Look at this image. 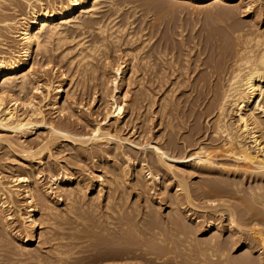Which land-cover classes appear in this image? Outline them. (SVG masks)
Segmentation results:
<instances>
[{
    "label": "bare ground",
    "instance_id": "6f19581e",
    "mask_svg": "<svg viewBox=\"0 0 264 264\" xmlns=\"http://www.w3.org/2000/svg\"><path fill=\"white\" fill-rule=\"evenodd\" d=\"M176 1H186L185 3L188 2L199 7L203 5H212L215 7V5H218L219 2H225L237 6L240 3L242 4L245 0ZM47 2H45L44 0H0V38H3V40L1 39L0 41V46L1 48L6 50L5 52L0 50L2 51L0 52V143H6L7 146L5 144L4 145L12 151L8 154L5 153L4 155L6 156L3 155L4 157H6V161H4L3 158L4 163L0 164H2L3 167H6L8 165L7 161H17L20 163V166H24V169L27 166L26 168H28V171L30 172H28L29 174L25 176L14 175L13 178L10 176L13 180L7 181L5 180L6 177L2 176V172L0 171V225L5 230H7L9 236L12 235L11 237L14 238L13 240L15 242H19L21 244V253L23 254L24 251L26 252L29 249V245H31V243L38 237H43L45 234H47L48 236L46 235V240L45 238H43L45 240L44 242L51 244V249L54 251L56 259L58 260V262H56L57 260L53 259L55 260V263L62 264V261H64L63 256L66 255V253L70 252L72 254L73 252H86L85 250L88 247H85L86 249H84V246L86 245L85 243L88 242V239L90 237L87 236H89L91 232L90 231L88 234L86 230L93 227L100 228L104 225V223L105 225L107 223V225L109 226L103 227V230L101 232H108V234L112 236V239L113 237H115L116 241L111 246L108 244L109 247L107 246V251L103 254L101 253V256H104L103 258L99 259L98 257H96L97 260L99 259L100 264H133L132 259L136 257L138 259L142 258L147 260L145 264H217L215 263L216 260H218L220 264H264V230L263 226H260L261 224L263 225L264 222V196L262 195L263 192L262 194L260 192L261 189L264 191V187L261 186V188L259 186L258 188L257 184V187H254L255 189H260L259 192L257 191V189V192L252 189L251 191L247 189L249 192L248 196L241 197V195H239V197L237 195L240 194V192L238 194L234 193V190L236 189H239L240 191V188H238V183L234 182V179L233 182L237 183V187H235L233 183L232 186L236 188L233 189V191H220L218 189V186H214L215 188L212 187L213 190L211 189L212 191L210 192L206 190L208 189L207 187L204 189V191L201 190L202 193L200 195L204 197V199L212 201L213 199L215 200V198H218L220 202H215L214 204L213 202L212 204L208 202L211 205H208V203H206L207 206H199L193 202V200L195 199L194 197L197 196L198 191L195 192V189L193 190V188H191L192 186L189 184L190 181L188 182L187 178L185 177L187 170H191L194 172H196V170L201 172L208 171L209 173V170L213 169L214 166V159H210L212 158L210 157V155H212L210 154L211 150L209 152L208 148L204 146L203 143H196L198 140H195L196 142L193 141L194 139H197L194 138V136L199 134V127L194 128V130L191 131V138H193V140L192 142H189L190 147L191 145L197 146H194L195 149H193L198 155L193 158V164L188 165L187 167L180 165L181 163L183 164L186 162L188 153L185 152L186 150L178 151L175 139L170 137L168 141L165 140L163 143H158L152 146L153 156L151 157L150 161L151 165L148 162H143V159H140L137 167H134V169L132 168L134 180H136V183L141 188H144L146 186L148 179L150 178L159 180L160 188L164 193L167 192V196H170L171 198L172 208L169 214L164 215L163 213L159 214L154 211V209L151 207V200L150 203L146 206V210H148L147 213L149 214L150 212V214H152L149 215L151 216V219L147 218V221L145 219V215L147 214L146 211H143L141 219L137 218L134 215H131L132 217L134 216V218L139 219L138 221L135 219L137 222L133 218H131V213L129 214L128 212L130 211L129 207L128 211L126 210L128 214L124 215L122 213V210H124V208L122 207L124 206H122V199L121 196L119 198L118 194L124 193V191L122 189L120 190V188L122 183L124 182L123 175H125L127 172L124 173L125 167L122 166L121 157L131 156L132 159L133 157L131 153L126 151H122V154H120L121 152L118 153L117 150L122 148L124 143H121L122 138L116 134L117 132L114 133L115 131L112 132L113 130L110 131L108 130L109 128L103 129L98 122L94 127H92V129L90 127V130H88V132L85 131L87 127L84 129V125H88L85 123L86 116L85 118H83L82 116L78 115V111L79 114L82 113L80 112L81 110H76L77 107L81 105V103L76 105L74 101L75 99H78V97L75 98V96L78 95L76 94V92H79V94L80 92H82V97H84L83 95H85L86 98L88 97V95L86 96V88L89 86L90 89L93 88L90 84L93 82L92 80H94V75H96L99 70V66H97L98 63H104V61L109 57V46H111V52H116L117 42H121L120 34L124 29H126L124 28L125 26H123L124 24H122L123 27L121 25H117L118 21H115L117 18L114 17L111 19V14L108 17L109 21H103V19L100 20V18H98L97 15H100L99 13L102 10L104 4L103 2L109 4V8L112 7V10H114L115 12L119 11L121 9V6L116 5L114 0H52V2L48 0ZM249 3H251V1ZM229 4L228 6H230ZM150 5H152V3ZM154 5L158 4L155 3ZM22 7H24L23 10ZM161 8L165 9V6ZM167 8L169 11L168 12L166 10L167 13H170V8L172 7ZM161 12L165 13V10L162 9ZM117 14L114 13L115 16ZM155 19L156 18H154V20ZM157 19H159V17H157ZM156 21L158 20H155V22ZM170 21L171 17L168 22ZM232 22L230 25H228L229 35L226 34L227 36H224L223 34L221 35L219 33V35H210L211 37L209 36L208 39H205L202 33L199 32V34L198 31H194L196 30L195 28L197 27V25L194 29H190L191 34L188 36L185 32L189 29L186 24H184V22H172L173 24L170 25L169 23L168 27L174 34H177L176 36L178 37V39L171 38L170 35V37H165L162 40L158 38L157 40L155 39V35L157 34H155L153 37L151 36L156 40H153L154 43L153 49L151 47V53H147V50L149 48L146 50V53H144V50L140 51L141 48L138 51V49L136 50L134 49V47L130 49L131 45L129 49L128 47H126L128 52L127 56L125 55V57L126 59L129 58L128 67H126L127 72L123 73L122 68L125 65L121 68V65L123 64H119L120 66H118L116 70L118 75L113 80V84L115 86L113 91L109 95L110 97L107 96V93L104 91L106 82L105 80H107V78H105V80L101 78L99 79L98 84H95L99 87V91L101 90L104 95V98L101 97V99L103 98L101 100V103H107L110 102L109 100H111L110 105L112 107V110L107 113L105 120L111 121L112 119H114L116 122H119L122 119V115L127 108L125 109L123 102H119L120 100L118 101L116 98L120 92H127L128 89H132V85H136L138 89L139 87H143L144 90L146 89V93L148 91V93L146 94L147 98L150 97L152 93L150 91L151 88L148 89L147 84L152 86L155 90L161 88L163 90V87L165 88V86H168L163 91V94H161V96L159 97V100L161 102L159 101L158 103L160 105L159 110L163 113L162 120H166L165 122H167L165 127L168 128V126H170V128L172 129V126L175 125L172 124V121L174 120H172L171 118V111L169 112V109L171 108L170 105H172L173 101L171 100H173V98L170 99L171 94H169V92L173 93L175 89L177 90V88L184 82L191 84V87L197 88L196 90L198 91L201 87L204 89L207 88V92H212V99L207 106V115L215 114V116H213V119H215L213 121L214 124L212 123L213 130L211 129V134L214 136V138L218 137L219 139H221L220 143H222V147L224 148L223 150L225 153L233 154L236 158H238V160L240 159L243 161H247L248 165L250 164L253 170H257V174L264 176V121L260 116V114H264V22L263 24H261V21H257L258 23H253L250 25H243L246 22H243V24H241L242 22H236L232 24ZM72 27L76 29L86 28V30H90V32H92L90 34H93V36H91L92 38H90V40L88 37V40L87 38L85 40V38H82L83 36L85 37V35H87L85 34L79 38V41L76 39L77 42H74L72 46L68 45L69 47H64L65 44H71V41L77 38L74 37V39L71 41L69 39L70 34H68V31ZM141 27L143 28L144 26L142 25ZM159 29H161L160 26ZM95 31L97 34H95ZM130 32L131 31H127L129 42L135 40V37L139 35L136 34V36H133V33L129 35L128 33ZM151 32H153V30L150 31V33ZM168 32L170 33V31ZM217 32L218 31H216L215 33ZM125 33L126 31L124 32V34ZM124 34L122 35L123 37L126 36ZM6 35L12 38V41L10 42H14L10 44L12 47L5 46L6 43H4V38ZM123 39H125V37ZM143 39L142 43L148 40L147 38H145L147 40ZM149 40L151 41L150 37ZM151 42H149L150 45H148V43L147 46H152ZM145 44L146 42L144 43V45ZM59 49L60 52L58 51ZM56 51L59 52V54H57V56H59L58 58L64 57V59H66V68L63 70L61 68L64 66V64L62 66L58 65L59 62L57 64H54L56 63V55L53 54H55ZM73 51L75 53L70 55L71 53H73ZM204 54H208V56L205 57ZM112 55L113 54H111V56ZM61 61H63V59H61ZM107 61L109 62L108 59ZM95 62L97 63V65ZM51 63L54 64L52 65L54 75L56 76L58 73L57 76L60 77V80L56 85H54L55 81L51 79H48V81L41 83V80L37 78V72L39 69L38 67L46 68V66ZM105 63L102 66L105 67ZM201 66H204V71H202L205 72V74L201 73L199 75L198 73V75L195 74L194 76V73L196 71H201L199 69ZM68 71H70V74H68ZM100 71L97 73V75H99ZM124 74L125 77L123 76ZM101 75L103 74H100L99 77ZM104 76L106 77V75ZM123 77L124 81H121L123 82V84L119 85L118 83L120 82L118 79H122ZM122 88L127 90L122 91ZM204 89L203 91L206 90ZM124 93L120 95H127V93ZM36 94H39V96L41 95V97H39L41 98L39 102L35 101ZM138 94L140 95V93ZM141 94V97L139 95L135 96V99L137 101L136 104L134 103L135 105L132 104L133 106L130 107V110H132V112L140 106L138 104L139 100H145L142 99L144 98L143 96L145 94H143L142 92ZM106 96L110 99L107 100L108 98ZM137 96L139 98H137ZM203 98L200 96V94L198 95V101H202ZM43 102L46 103L44 104ZM41 103L44 105H50L52 109L55 110L54 112H58L60 116L57 119L59 120H56L52 117L47 118L46 114L48 113H45V110L43 109L44 106ZM175 103L177 104V102ZM132 107L133 109H131ZM85 113L82 114L84 115ZM78 125H80L82 129H78ZM115 129L119 130L118 125ZM164 131L162 133V136H160L161 138L164 137ZM8 133L13 134L15 136L14 139L11 136H8L10 135ZM32 134L35 135V137L33 139H29V136ZM78 144L82 145V147H84L83 145H91L90 152L88 153L89 149L87 150V152H85L84 150L86 149L79 148L80 146L78 147ZM117 144H119V147L117 146ZM1 145L2 144H0V146ZM103 145L106 147H103ZM5 146L4 149L6 148ZM1 148H3V146ZM218 148L219 146H217V149ZM67 150L73 151L72 153L68 152L69 154H67L71 157V160L74 159V165L77 164L76 161L78 160L80 162L78 164H80L81 166V162L87 164V161H90V159L91 161H93L95 158L99 157L97 164L103 165V168L105 169L103 174L105 175L98 176H103V178H100V180L103 183L106 182L105 187L111 193V195H109L108 193V196L104 198V205H100V202L97 205L98 200L100 201V199L95 195H90V197L88 196L89 194L87 193L91 189L93 184H90V182L81 177L84 174L81 170L75 172L77 173V176L73 177L74 173L71 175L67 172H64L63 178H60L58 177V175H60L61 171L65 170L66 168L64 164H62L60 168L58 167V170L57 168H55V170L53 169L54 163H51L50 161H48L49 163H51L50 165L48 164V167L46 166L47 163L45 165V162L47 161L46 159L49 160L50 158H54L53 160H55L56 155L58 156L62 153H65ZM105 154H108L110 156L116 155L115 157L117 159H115L116 163H114L115 165L113 164L114 166H112L108 162H105V160H102ZM62 157L60 156V158ZM107 158L109 157L107 156ZM206 158H208L209 161L203 162L202 160ZM65 159L68 158L66 157ZM56 160L59 161L58 159ZM236 163L237 161L235 162V164ZM39 164H43V166L45 165V169L41 168L42 170H39L38 172L36 170H33L34 168L37 169ZM56 165L57 163L55 164V167L59 166ZM82 167L83 166H81L80 168ZM152 167L156 168L155 170L157 172H153ZM237 167L240 168V166L238 165ZM233 168H235L234 165ZM238 168L236 170H238ZM227 170L228 169H226V171ZM46 171H48L47 175L50 176L55 184V187L52 188L51 191L43 189L44 187L41 178L43 177L42 173ZM228 171H230V169ZM161 173H163L164 175L168 174L170 176V179H175L177 184L174 185L171 189H168L170 185L168 186L167 183L171 181L165 179V177L163 179L162 176H160ZM56 175L58 178H56ZM206 181L208 180H205L204 182ZM225 183L226 182H224V184ZM23 184L24 189L22 192L21 187L23 186ZM69 185L71 187H69ZM203 185L208 186L207 183H203ZM200 187L203 186L201 185ZM224 188L225 187H223L222 189ZM171 191H173V193H171ZM54 192L55 194L57 193V201L64 203L65 206H63V209H60L57 203L54 202L52 198V193ZM22 193H24L29 200V210H27V216H24L25 214H23V210H21L20 208H18L17 210L18 216L20 217V219H23L22 221L25 222L27 233L25 232L26 235L23 236L19 229L14 230L12 228L10 220L8 218V214H6L7 206L14 203V201H16L15 197H20ZM113 194L117 196L114 197ZM226 195H230L229 200H234L229 201L225 199L224 202H221V200H224L222 198H225ZM86 197H88V199H85ZM188 205L197 209H209L210 212L214 215L219 213V216L220 213L226 211L227 214L224 213V217L228 222V225L226 224L227 227L222 226L223 224L220 225L216 223L215 225L214 223H212L216 218L213 219L214 221H210L211 223L202 226L200 224L201 222H199L200 220L197 221L200 215L196 216L194 220L193 218H190L192 217L189 216L191 208H187ZM101 206L102 208L98 210ZM223 207L225 208V210H223ZM40 210L43 211V218H41V220L40 217H38ZM115 214H120L118 215V217H120H116L117 215L115 216ZM188 217L189 219H187ZM207 218L209 220L210 217ZM211 218H213V216ZM111 219L117 220V222H113L111 221ZM93 220H96L95 223H91V221ZM191 220H193V226L188 225L191 223ZM42 223L46 224V228L39 232V228H41L40 225ZM113 223L114 225L111 226ZM92 224H94L93 227H90ZM83 228L85 230V234H87L85 235L86 237L84 235L76 236L74 231H72L71 233L69 232L70 235L66 236L67 233L64 232V230L68 229L70 231L75 230L78 234L81 230L83 232ZM2 230L0 228V234L3 232ZM214 230H218L219 232H221L220 235L222 237H224L226 234H229V237H225V240H223L221 236H218V238L216 236V232L218 231H216L215 234L213 233L212 235H210L212 232H214ZM92 231H94V233L96 232V230L94 229ZM101 232L99 234H101ZM94 235L91 234L90 236ZM198 236H201L202 239L199 240L200 237ZM197 237L198 239H196ZM68 241L70 242L68 243ZM93 245L92 250H94ZM65 246H68L69 250L73 252L63 251V249L67 248ZM237 247L246 248L247 253H245L238 259H230L229 251L232 252V249L234 250L235 248V250H237ZM149 248L151 250H149ZM95 249L97 250L98 248L95 247ZM17 253L22 256L21 253ZM17 253L16 251H14L15 255H13L18 256L16 255ZM8 254H6L5 256H8ZM13 255H11L12 259L14 257ZM0 256L4 257L1 254ZM11 256H8V258ZM130 260L132 263L128 262ZM148 261H150V263ZM38 263L40 262L38 261Z\"/></svg>",
    "mask_w": 264,
    "mask_h": 264
},
{
    "label": "rangeland",
    "instance_id": "374dc122",
    "mask_svg": "<svg viewBox=\"0 0 264 264\" xmlns=\"http://www.w3.org/2000/svg\"><path fill=\"white\" fill-rule=\"evenodd\" d=\"M45 2H47L48 0H44ZM49 1H51L52 2V0H49ZM53 1H57V0H53ZM115 1V4L116 5H120L121 6V9L119 10L120 11V14H119V11H117V12H115L114 10H112V7L111 8H109L110 7V5L109 4H107V3H105V2H103L104 4H103V7H102V10H101V12L99 13L100 15H97L98 16V18H100V20L101 19H103V21L105 20V21H109V19H108V17H109V15L111 14V19L112 18H114V17H116L117 19L115 20L116 22H117V25H121L122 26V24H124L123 26H125L124 28H126V29H124L122 32H121V37H120V39H121V42L120 41H118L117 42V48H116V52L114 53V52H111V50L112 49H110L111 48V46H109L110 48H109V50H108V54H109V57L107 58L108 60H109V62L107 61V59L104 61V63H105V67L104 66H102L104 63L102 62V64L101 63H98V65H97V63H96V65L97 66H99V70H98V72L100 71V73H99V75L100 74H103V75H101V76H103V77H99V75H97V73H96V75H94V80H92L89 84L91 85V87H93L92 89H90V86L89 87H87L86 88V92H87V94H86V96L88 95V99L85 97V95H83L84 97H82V92H80V94H79V92L77 93L76 92V94H78V95H74L75 96V98L76 97H78V99H75V98H73V99H75L74 101H75V104L77 105V104H79V103H81V105H79L78 107H80V108H78L77 107V111H78V109L79 110H81L80 112H82V113H85L84 115L82 114V113H80L79 114V111L77 112L78 113V115L79 116H82L83 118H85V116H86V120H85V123L86 124H88L89 125V127H88V125H84V129H85V131H87L88 132V130H90L89 128L91 127V129H92V127H94L96 124H97V122L101 125V127L103 128V129H108V130H110V131H112V132H114V133H116L118 136H120L121 138H122V141H121V143H124V145H123V147L122 148H120V149H118L117 151H118V153H120V154H122L123 152L122 151H126V152H129V153H131V155H132V157H133V159L131 158V156L129 157V156H127V157H125V156H123V157H121L122 159H121V161H122V166L123 167H125L124 168V173H126L125 175H123V180H124V182L122 183V185H121V188H120V190L122 189L123 191H124V193L122 194H118V196H119V198H120V196H121V204H122V206H124V207H122V208H124V210H122L121 212L125 215V214H128V212H129V214H130V216L131 215H134V216H136L137 218H139V219H141V215H142V213H143V211H146V213L148 212V210H146V206L150 203V200L152 201V208L154 209V211H156L157 213H163L164 215H168L169 214V212H170V210H171V208H172V205H171V198H170V196H167V192L166 193H164L163 191H162V189L160 188V185H159V180L158 179H155V178H150V179H148V182H147V184H146V186L144 187V188H141L140 186H138V184L136 183V180H134V175H133V169H134V167H137V165L139 164V160L140 159H143L144 161L143 162H148L150 165H151V163H150V161H151V157L153 156V148H152V146H154V145H156V144H158V143H163L165 140H167L168 141V139L170 138V137H172L173 139H175V142H176V144H177V150L178 151H182V150H186L185 152H187L188 153V157H187V160H186V162L185 163H181L180 165H182V166H185V167H187L188 165H191V164H193V158L195 157V156H198L197 155V153H195V150H193V149H195V147H197L196 145H191V147L189 146V142H192V140H193V138H191V134H192V130H194V128H198L199 127V134H197L196 136H194V138H197V139H194L193 141H195L196 143H203V145L204 146H206L207 148H208V150H209V152H210V150H211V153L210 154H212V155H210V157H212V158H210V157H208V158H210L211 160H213V169H211V170H209V173H208V171H203V172H201V171H198V170H196V172H194V171H191V170H187V172H186V174H185V177L187 178V180H188V182H189V184L192 186L191 188H193V190L195 191V192H197V196L196 197H194L195 199L193 200V202L194 203H196L197 205H206V203H208V202H210L211 204H212V202H213V204L215 203V202H220L219 200H218V198H215V200L213 199H211L212 201H209V200H207V199H204V197H202L200 194L202 193V191H204V189L207 187L208 189H206L207 191H212L213 190V188L212 187H217L218 186V189L220 190V191H227V190H232L233 191V189H236L235 187H237L236 185H237V183H238V188H240V191H239V189H236L237 190V192H236V190H234L235 192V194L237 193H239L240 192V194H238L237 196H239V195H241V197L243 196V197H245V196H248V190L249 191H251V189L252 190H255V192H259L260 191V189H258L259 188V186L261 187H264V176H262V175H260V174H257L258 172H257V170L256 169H252V166L249 164L248 165V162L247 161H243V160H238V158H236L233 154H227V153H225L224 152V148L222 147V143H220L221 142V139H219L218 137H215L214 138V136L211 134L212 132V130H213V125H212V123L214 124V119H213V116H215V114L213 115V114H211V115H207V106H208V104H209V102L211 101V99H212V92L210 93V91L209 92H207V88H200V90L198 91V90H196L197 88H193V87H191V84H188V83H182L178 88H177V90L175 89V91L173 92V93H170L169 92V94H171L170 95V99H172L173 98V100H171V101H173L172 102V105H170V109H169V112L171 111V118H172V120H174V121H172V124L173 125H175V126H172L173 128L171 129L170 128V126H168V128L167 127H165L166 126V123L167 122H165L164 120H162V118H163V113L159 110V108H160V105H159V97L161 96V94H163V91L168 87V86H165V88L163 87V90H162V88L161 89H153V87L152 86H150L149 84H147V87H148V89H150V91L152 92L151 93V98L150 97H148L147 98V96H146V94L148 93V91H147V93H146V89L144 90L143 89V87H139V89L136 87V85H132L131 87H132V89L130 88V89H128V91L129 90H131V91H127V92H125L124 90H127V89H124V88H122L121 90L122 91H124L125 93H127V95L124 93V92H120L118 95H117V100L119 101V102H123V105L125 106L124 108L126 109L125 111H124V113H123V115H122V119L119 121V122H116L114 119H112L111 121H107V120H105V118H106V116H107V113L110 111V110H112V107H111V100H109L110 98V94H111V92L113 91V89H114V82H113V80L115 79V77H117V67L118 66H120L119 64H123V65H121V68L123 69V73H126L127 72V68L126 67H128V60H129V58H127L126 59V57H125V55L127 56V48L126 47H128V49H129V47H130V45H131V48L130 49H132L133 47H134V49H138V51L140 50V48H141V50L140 51H143L144 50V53H146V50H147V53H151V51H152V49H153V40L154 41H156L155 39H157L158 40V38L160 39V40H162V39H164L165 37H170V35H171V38H175V39H178V37L176 36L177 34H174L173 32H172V30L171 29H169V23H170V25H172L174 22H180V21H182V22H184V24H186V26L188 27V29L189 30H186V34L189 36L191 33V30H192V28L194 29L195 27H196V25H197V27L195 28L196 30H194V31H198V33L200 32V33H202L203 35H204V37H205V39H208L209 38V36L210 35H219V33L222 35H224V36H227V35H229V33H228V25H230L231 24V22H232V24L233 23H241V24H243V22L245 23V24H243V25H250V24H253V23H258V22H260L261 24H263V22H264V12H263V10H264V0H245L242 4L240 3L239 5H234V4H229V3H225V2H222V3H220L219 2V4L217 5H215V7L214 6H212V5H203V6H196V5H194V4H191V3H185L186 1H180V2H178V1H176V0H135V2H134V0H132V2H131V0H114ZM120 1V2H119ZM125 1V2H124ZM127 1V2H126ZM148 1V2H147ZM157 1V2H156ZM176 1V2H175ZM251 1V3H249V2ZM122 2H124V3H122ZM153 2H155L156 4H158V5H154L155 3H153ZM165 2H167V3H165ZM253 2V3H252ZM48 3V2H47ZM152 3V5H150ZM163 3H164V5H163ZM248 3V4H247ZM122 4V5H121ZM127 4V5H126ZM147 4V5H146ZM227 4V5H226ZM228 4L230 5V6H228ZM250 4V5H249ZM253 4V5H252ZM107 5V6H106ZM109 5V6H108ZM134 6H136V7H134ZM151 6V7H150ZM156 6H158V7H156ZM160 6V7H159ZM165 6V9L164 8H161V7H164ZM210 6V7H209ZM212 6V7H211ZM217 6V7H216ZM221 6V7H220ZM228 6V7H227ZM232 6V7H231ZM234 6V7H233ZM248 6V7H247ZM144 7V8H143ZM167 7H172V8H170L171 10V12L170 13H167V11H168V8ZM181 7V8H180ZM105 8V9H104ZM123 8V9H122ZM167 8V9H166ZM175 8V9H174ZM178 8V9H177ZM24 9V7H22V10ZM108 9V10H107ZM151 9V10H150ZM153 9V10H152ZM155 9H157V10H155ZM162 9L163 10H165V13H162L161 11H162ZM123 10V11H122ZM125 10V11H124ZM128 10V11H127ZM130 10V11H129ZM150 10V11H149ZM167 10V11H166ZM178 10V11H177ZM261 10V11H260ZM103 11V12H102ZM154 13H153V12ZM183 11V12H182ZM151 12V13H150ZM159 12V13H158ZM169 12V11H168ZM232 12V13H231ZM261 12V13H260ZM263 12V13H262ZM114 13L115 14H117L116 16L114 15ZM219 13V14H218ZM223 13H224V15H223ZM103 14V15H102ZM141 14H143V15H141ZM165 14V15H164ZM168 14V15H167ZM234 15V16H232V15ZM102 15V16H101ZM156 15V16H155ZM161 15V16H160ZM174 15V16H173ZM125 16V17H124ZM147 16V17H146ZM165 16H167V17H165ZM169 16V17H168ZM226 16V17H225ZM229 16V17H228ZM105 17V18H104ZM122 17V18H121ZM124 17V18H123ZM127 17V18H126ZM129 17V18H128ZM157 17H159V19H157ZM162 17V18H161ZM170 17H171V21L170 22H168L169 20H170ZM150 18V19H149ZM154 18H156L155 20H158L160 23H163V24H160L158 21H156L155 22V20H154ZM161 18V19H160ZM164 18V19H163ZM213 18V19H212ZM230 20H229V19ZM232 18V19H231ZM180 19V20H179ZM223 19H225V20H223ZM161 20V21H160ZM221 20V21H220ZM235 20V21H234ZM251 20H252V22H251ZM153 21V22H152ZM186 21V22H185ZM256 21V22H255ZM258 21V22H257ZM120 22V23H119ZM152 22V23H151ZM173 22V23H172ZM218 22V23H217ZM220 22V23H219ZM222 22V23H221ZM158 23V24H157ZM224 23H226V24H224ZM248 23V24H247ZM154 24V25H153ZM160 24V25H159ZM210 24V25H209ZM131 25V26H130ZM144 26L143 28L141 27V26ZM150 25V26H149ZM162 25H163V27H162ZM122 26V27H123ZM152 26V27H151ZM155 28H154V27ZM158 26V27H157ZM159 26H160V28L161 29H159ZM190 26V27H189ZM227 26V27H226ZM149 27V28H148ZM146 28V29H145ZM152 28H154V29H152ZM204 28V29H203ZM212 28V29H211ZM76 28H74V27H72V28H70L69 29V31H68V34H70L69 35V39H70V41L71 40H73L74 39V37H77V38H75L73 41H71L72 43L70 44V43H67V44H65L64 45V47L66 46H72L73 44H74V42L76 43L77 42V40L79 41V38L80 37H82L83 35H85V34H87V35H85V37L83 36L82 38H85V40H86V38L88 37L89 38V40H90V38H92L91 36H93V34L91 35L90 33H92V32H90V30L88 31V30H86V28L85 29H76ZM129 29V30H128ZM150 29V30H149ZM153 30V32H151V33H153V34H151L150 33V31H152ZM158 31H157V30ZM191 29V30H190ZM214 29V30H213ZM71 30V31H70ZM80 30H83V31H80ZM139 30V31H138ZM141 30H142V32H141ZM161 30V31H160ZM202 30H204V31H202ZM208 30V31H207ZM85 31V32H84ZM126 31V33L124 34V32ZM127 31L129 32V31H131L130 33H128L129 35L130 34H132L133 33V36L135 35L136 36V34H139L140 35V37H139V35H137L136 37H135V40H133V41H128V36H127ZM145 31V32H144ZM168 31H170V33L168 32ZM213 31H218L217 33H215V32H213ZM70 32V33H69ZM84 32V33H83ZM88 32V33H87ZM157 32H159V33H157ZM163 32V33H162ZM168 32V33H167ZM172 32V33H171ZM206 32H208V33H206ZM214 34H213V33ZM141 33H142V35H141ZM199 33V34H200ZM205 33V34H204ZM209 33H211V34H209ZM72 34V35H71ZM95 34H97L96 33V31H95ZM126 35V36H124L125 37V39H123L124 37L122 36V35ZM155 34H157V35H155ZM168 34H169V36H168ZM208 34V35H207ZM227 34V35H226ZM155 35V39H153L152 37ZM220 35V36H221ZM72 36V37H71ZM152 36V37H151ZM173 36V37H172ZM175 36V37H174ZM208 36V37H207ZM71 37V38H70ZM127 37V38H126ZM142 37V38H141ZM149 37L151 38V41L149 40ZM157 37V38H156ZM162 37V38H161ZM207 37V38H206ZM211 37V36H210ZM10 38V39H9ZM88 38H87V40H88ZM144 38V39H143ZM145 38H147V39H145ZM1 39L3 40V38H0V41H1ZM5 42L4 43H6V45L5 46H7V47H12L10 44H12V43H14V42H10V41H12V38L10 37V36H5ZM77 39V40H76ZM140 39V40H139ZM142 39L143 40H147V41H145L146 42V44L144 45V43L145 42H143L142 43ZM81 40V39H80ZM125 41V42H124ZM124 42V43H123ZM129 42V43H128ZM149 42H151L152 44V46H147V44L149 43ZM133 43V44H132ZM136 43H137V45H136ZM8 44V45H7ZM119 44V45H118ZM140 44V45H139ZM142 44V45H141ZM10 45V46H9ZM133 45V46H132ZM136 47H135V46ZM148 45H150V43L148 44ZM68 46V47H69ZM139 46V47H138ZM141 46V47H140ZM144 46H145V48H144ZM120 47V48H119ZM151 47H152V49H151ZM142 48H144V49H142ZM118 49V50H117ZM120 49V50H119ZM124 49V50H123ZM126 49V50H125ZM0 50H2L3 52H5L6 50L5 49H3V48H1V46H0ZM122 50V51H121ZM2 51H0V52H2ZM59 52H60V49L58 50ZM118 51V52H117ZM148 51H150V52H148ZM59 52H57L56 51V53L55 54H53V55H56L55 57V62L56 63H54V64H57L58 62V65L59 66H62L63 64H64V68L62 67L61 69L63 70V69H65L66 67H65V64H66V59H64V57L62 58V57H60V58H58L59 56H57V54H59ZM136 52V51H135ZM209 52V51H208ZM75 52L73 51V53H71L70 55H72V54H74ZM111 54H113L112 56H111ZM205 55V54H204ZM204 55H203V58H204ZM208 56V54H206L205 55V57H207ZM129 57V56H128ZM58 58V59H57ZM67 58V57H66ZM61 59H63V61H61ZM124 61H126V62H124ZM53 63H51V64H49V65H47L46 66V68L44 67V68H40V67H38L39 69H38V72H37V74H38V76H37V78L38 79H40L41 80V83H44V82H46V81H48V79H51V80H53V81H55L54 82V85H56L58 82H59V80H60V77L59 76H57L58 75V73H57V75L55 76L54 75V71L52 70V65H54ZM102 67V69H101V67ZM126 68V69H125ZM204 66L202 67H200L199 69L201 70V71H199V72H195L194 73V76H195V74H197L198 75V73H199V75L201 74V73H204L205 74V72H203L204 71ZM125 69V70H124ZM52 70V71H51ZM203 70V71H202ZM103 71V72H102ZM52 72V73H51ZM68 74H70V71H68ZM203 74V75H204ZM55 77H54V76ZM104 75H106V77L104 76ZM196 75V76H197ZM96 76V77H95ZM98 76V77H97ZM124 77H125V74L123 75ZM149 76H151V75H149ZM148 76V77H149ZM124 77L122 78V79H118L119 80V82L120 83H118L119 85H122L123 84V82H121L123 79H124ZM104 79L105 80V78H107V80H105L106 82H105V92L107 93V96H109V97H107L108 99L107 100H109L110 102H107V103H101L102 101V99L104 98V95H103V93L101 92V90L99 91V87L97 86V85H95V84H98V81H99V79ZM150 78V77H149ZM67 80V79H66ZM97 80V81H96ZM108 81V82H107ZM112 81V82H111ZM124 81V80H123ZM195 83V82H194ZM31 86H33V85H31ZM69 86V85H68ZM88 86V85H87ZM96 86V87H95ZM70 87V86H69ZM95 87V88H94ZM134 87V88H133ZM67 88V87H66ZM90 90H89V89ZM94 89H95V91H94ZM97 89V90H96ZM112 89V90H111ZM152 89H153V91H152ZM194 89V90H193ZM203 89L206 91H203ZM88 91H90V92H88ZM92 91V92H91ZM107 91H109V92H107ZM162 91V92H161ZM202 91V92H201ZM99 92V93H98ZM132 92V93H131ZM141 92L143 93V94H145L143 97L144 98H142V99H145L143 102L141 101V100H139V105H137V106H139L135 111H133L132 112V110H130V107L131 106H133L132 104H136V99H135V96L136 95H139L138 93H140V97L142 96V94H141ZM145 92V93H144ZM102 93V94H101ZM125 94L124 96L123 95H120V94ZM205 93V94H204ZM210 93V94H209ZM92 94V95H91ZM129 94V95H128ZM154 94V95H153ZM174 94V95H173ZM200 94V96L203 98V100L201 101V100H199L198 101V95ZM80 95V96H79ZM89 95H91V96H89ZM103 95V96H102ZM206 95V96H205ZM38 96V97H37ZM73 96V97H74ZM121 96V97H120ZM132 96V97H131ZM39 97H41V95L39 96V94L37 95L36 94V98H35V101L36 102H39L40 100H41V98H39ZM80 97V98H79ZM94 97H96V98H94ZM101 97H103L102 99H101ZM146 97V98H145ZM205 97H207V98H205ZM82 98H83V100H82ZM131 98V99H130ZM137 98H139L138 96H137ZM80 99V100H79ZM92 99V100H91ZM197 99V100H196ZM206 99V100H205ZM95 100V101H94ZM135 100V101H134ZM148 100V101H147ZM91 101H93V102H91ZM100 101V102H99ZM130 101V102H129ZM133 101V102H132ZM150 101H152V102H150ZM78 102V103H77ZM90 102V103H89ZM125 102V103H124ZM157 102V103H156ZM161 102V101H160ZM175 102H177V104L175 103ZM44 103V102H43ZM46 103V102H45ZM44 103V104H45ZM42 104V103H41ZM44 104H42L44 107H43V109L45 110V113H48V114H46L47 115V118L49 117H52V118H55L56 120H59V119H57L60 115H59V113L58 112H54L55 110L54 109H52V107L50 106V105H44ZM100 104H101V106H100ZM106 104V105H105ZM134 104V105H135ZM198 106V107H197ZM141 107V108H140ZM140 108V109H139ZM131 109H133V107L131 108ZM24 110V109H23ZM129 110H130V112H129ZM160 111V112H159ZM206 111V112H205ZM260 112V111H259ZM130 113V114H129ZM206 113V114H205ZM89 114V115H88ZM175 115V116H174ZM181 115L182 117H183V119H182V117L179 116ZM204 115V116H203ZM126 116H128V117H126ZM131 116V117H130ZM173 116V117H172ZM185 116V117H184ZM260 116L263 118V121H264V114L262 113V115L260 114ZM89 117V118H88ZM124 117H126V118H124ZM88 119V120H87ZM87 121V122H86ZM89 122V123H88ZM160 122V123H159ZM163 122V123H162ZM165 122V123H164ZM174 122V123H173ZM95 123V124H94ZM117 125H118V128H119V130H116L115 128L117 127ZM196 125V126H195ZM211 125V126H210ZM82 126V125H81ZM192 126H194V127H192ZM83 127V126H82ZM212 127V128H211ZM78 129L79 128H81L80 127V125H78V127H77ZM208 128V129H207ZM82 129V128H81ZM83 129V130H84ZM168 129V130H167ZM173 130V131H171V130ZM212 129V130H211ZM165 130V131H164ZM200 130H202V131H200ZM163 131L165 132L163 135H164V137L163 138H161L160 136H162V133H163ZM201 132V133H200ZM210 133V134H209ZM8 134H10V135H8V136H11L13 139H14V135L13 134H11V133H8ZM46 134V133H45ZM44 134V135H45ZM206 135V136H205ZM212 135V136H211ZM35 137V135H30L29 136V139H33ZM190 138V139H189ZM218 138V139H217ZM184 139V140H183ZM213 139V140H212ZM191 140V141H190ZM185 142V143H184ZM188 142V143H187ZM0 144H2L1 146H0V157H1V161H0V163H4V161H6V157H4V156H6V155H4L5 153L6 154H8V153H10V152H12L8 147H6L7 145H6V143H0ZM6 146H5V145ZM112 145H114V144H112ZM111 145V146H112ZM119 144H117V146H118ZM3 146V148H1ZM4 146L6 147L5 149H4ZM79 148H81V149H86V150H84L85 152H87V150L89 149V151H88V153L90 152V150H91V145H83L84 147H82V145H77ZM88 148H87V147ZM186 146H187V148H186ZM189 146V147H188ZM195 146V147H194ZM217 146H219V148L217 149ZM103 147H106V146H104L103 145ZM119 147V146H118ZM179 147V148H178ZM182 148V149H181ZM185 148V149H184ZM210 148V149H209ZM215 148V149H214ZM220 148H222V149H220ZM7 149H9V150H7ZM7 150V151H6ZM213 150V151H212ZM222 150H223V152H222ZM9 151V152H8ZM71 150H67L65 153H62V154H60V155H56L55 156V160H53V159H46L47 161L45 162V165H46V163H47V167H48V164L50 165L51 163H54V167H53V169L55 170V168H57V170L62 166V164H64L65 166H66V168H65V170H63V171H61V174L60 175H58V177H60V178H63V173L64 172H67V173H69V174H73L74 173V175H73V177L74 176H77L76 174L77 173H75L76 171H78V170H81L84 174H83V176H81V177H83L86 181H88V182H90V184H93L92 185V187H91V189L88 191V193L87 194H89L88 196L90 197V195H95L96 197H98L99 199H100V201L98 200V203H97V205L99 204V202H100V205H104V198L106 197V196H108V193H109V195H111V193L107 190V188L105 187L106 186V182H102L101 180H100V178H103V176L105 175V174H103L104 173V171H105V169L103 168V165H98L97 164V162H98V158H95L93 161H91V159H90V161H87V164H85L84 162H81V166H83L82 168H80L81 166H80V164H78V163H80L79 162V160L78 161H76V163L77 164H75L74 165V163H75V161H73L74 159H70L71 157L68 155L69 153H72L73 151H71ZM221 151V152H220ZM69 152V153H68ZM220 152V153H219ZM68 153V154H67ZM16 154V153H15ZM65 154V155H64ZM216 156H215V155ZM4 155V156H3ZM109 157V158H107V156ZM227 155V156H226ZM60 156L62 157V158H60ZM116 156V155H115ZM114 155H112V156H110V155H108V154H105V156L103 157V159L102 160H105V162H108L109 164H111L112 166H114L115 164L114 163H116V161H115V159H117L116 157H115ZM233 156H234V158H233ZM68 158V159H65V158ZM118 157V156H117ZM214 157V158H213ZM3 158H4V161H3ZM208 158H206V159H204V160H202L203 162H206V161H209V159ZM233 158V159H232ZM56 159H58L59 161H57ZM71 160V162H70V160ZM135 159V160H134ZM53 160V161H52ZM67 160V161H66ZM69 160V161H68ZM127 160V161H126ZM45 161V160H44ZM43 161V162H44ZM48 161H50L51 163H49ZM55 161H56V163H57V165H59V166H57V167H55ZM62 161V162H61ZM65 161V162H64ZM216 161H217V163H216ZM237 161V165L238 166H240V168H238L237 167V165L235 164V162ZM8 162V165L6 166V167H3V165L2 164H0V171L2 172V176H5L6 178L7 177H9V178H5V180H7V181H11V180H13L12 178H13V176L15 175H22V176H25V175H27V174H29L30 172L28 171V168H26L25 167V169H24V166L22 167V165L20 166L19 164V162H17V161H7ZM59 162V163H58ZM74 162V163H73ZM142 162V163H143ZM244 162V163H243ZM66 163V164H65ZM83 163V164H82ZM93 163V164H92ZM97 165H96V164ZM246 163V164H245ZM61 164V165H60ZM68 164V165H67ZM70 164H71V166H70ZM85 164V165H84ZM114 164V165H113ZM45 165L43 166V164H39L38 165V167H37V169L38 168H40V169H33V170H36L37 172L39 171V170H42V169H45ZM63 165V166H64ZM79 165V166H78ZM233 165H234V167L235 168H233ZM2 166V167H1ZM95 166V167H94ZM98 166V167H97ZM248 166V167H247ZM46 167V168H47ZM59 167V168H58ZM130 167V168H129ZM215 167V168H214ZM238 168V170H236L237 168ZM42 168V169H41ZM133 168V169H132ZM153 168V172H155L156 170V168H154V167H152ZM222 168H223V170H222ZM232 168V169H231ZM83 169V170H82ZM226 169H230V171H226ZM234 169V170H233ZM220 171V173H219V171ZM232 170V171H231ZM27 171V172H26ZM222 171V172H221ZM223 171H224V173H223ZM237 171V172H236ZM0 172V173H1ZM29 172V173H28ZM157 172V171H156ZM216 172V173H215ZM241 172V173H240ZM257 172V173H256ZM245 173V174H244ZM4 174H6V175H4ZM43 174V177L41 178V180H42V184H43V189H46L47 191H51L52 190V188H54L55 187V184H54V181L50 178V176H48L47 174H48V171H46V172H44V173H42ZM41 174V175H42ZM8 175V176H7ZM98 175H103L102 177H100V176H98ZM263 175H264V173H263ZM12 178H11V177ZM125 176V177H124ZM160 176H162V178L164 179V177H165V179H168V180H170L171 182H169V183H167L168 184V189H171L174 185H176L177 184V182L175 181V179H173L172 180V178L170 179V176L167 174H163V173H161L160 174ZM168 176V177H167ZM257 176V177H256ZM57 177V175H56V178H58ZM167 177V178H166ZM258 177H260V178H258ZM194 179V180H193ZM235 179V180H234ZM237 179V180H236ZM205 180H208V181H206V182H204ZM227 180V181H226ZM229 180H230V182H229ZM233 180H234V182H237V183H234L233 182ZM260 180V181H259ZM175 181V182H174ZM213 181V182H212ZM226 182L225 184H224V182ZM261 181H263V182H261ZM93 182V183H92ZM196 182V183H195ZM209 182H210V185H209ZM229 184H231V185H229ZM171 183V184H170ZM203 183H207V185L208 186H205V185H203ZM220 183H223V184H220ZM234 183V186H232V184ZM263 183V184H262ZM99 184V185H98ZM101 184H102V186H101ZM199 184V185H198ZM216 184V185H215ZM220 184V185H219ZM258 184V188H256L257 189V191H256V189H255V187H257L256 185ZM261 184V185H260ZM196 185H198V186H196ZM203 186V187H200V186ZM213 185V186H212ZM221 185H222V187H221ZM225 185V186H224ZM227 185H229V186H227ZM219 186H220V188H219ZM255 186V187H254ZM69 187H71L70 185H69ZM214 187V188H215ZM223 187H225L224 189H222ZM232 187H234V188H232ZM249 187H251V188H249ZM261 187V188H262ZM50 188V189H49ZM210 188V189H209ZM227 188V189H226ZM229 188V189H228ZM21 189H22V192H23V189H24V184H23V186L21 187ZM197 189V190H196ZM212 189V190H211ZM248 189V190H247ZM202 190V191H201ZM242 191V192H241ZM246 194H245V193ZM261 194H262V192H263V196H264V191L261 189ZM171 193H173V191H171ZM57 194V193H56ZM56 194H55V192L54 193H52V198H53V200H54V202L55 203H57V205H58V207H60V209L62 208L63 209V206H65L64 205V203L63 202H59V201H57V199L58 198H56ZM114 195V197L115 196H117V195H115V194H113ZM112 195V196H113ZM230 196V195H229ZM229 196L228 195H226V197L225 198H222V199H224V200H221V198H220V200H221V202L223 201H225V199L226 200H229ZM240 197V196H239ZM17 198V199H16ZM264 198V197H263ZM56 199V200H55ZM85 199H88V197H86ZM15 200L16 201H14V203H12V204H9L8 206H7V208H6V214H8V218H9V220H10V223H11V226H12V228L14 229V230H18L19 229V231H21V234H22V236L23 235H26V227H25V222L24 221H22L23 219L21 218L20 219V217L18 216V208H20L21 210H23L22 212H23V214H25L24 216H27V210H29V200H28V198L26 197V195L24 194V193H22L21 194V196L20 197H15ZM234 199H231V200H229V201H233ZM57 201V202H56ZM59 202V203H58ZM263 202H264V199H263ZM103 203V204H102ZM211 204H209L208 203V205H211ZM99 205V206H100ZM187 205V204H186ZM185 205V206H186ZM257 205V204H256ZM207 206V205H206ZM128 207H129V210L130 211H128ZM102 208V206L98 209V210H100ZM132 208V209H131ZM144 208V209H143ZM187 208H191V210H190V212H189V216H192V217H190V218H193V220H194V218L196 217V216H198V215H200L199 217H198V219H197V221H199V222H201L200 224L202 225V226H205V225H207V224H209V223H211L212 221H214V222H212V223H214L215 225H216V223L217 224H220V225H222V226H225V227H227V221L225 220V217H224V215L225 214H227V212L226 211H224V212H222V213H220V216H219V213H217L216 215H214V214H212L211 212H210V210L209 209H197V208H193V207H191V206H189L188 205V207ZM126 210L128 211V212H126ZM208 210V211H207ZM223 210H225V208L223 207ZM132 211V212H131ZM42 210H40V213H39V215H38V217H40V220H41V218H43V216H42ZM194 212V213H193ZM225 213V214H224ZM122 214V215H123ZM209 214V215H208ZM212 214V215H211ZM117 215V216H116ZM118 215H120V214H115V216L116 217H118ZM146 215H148V216H146ZM145 215V219H146V221L148 220V219H151V216H149V215H152V214H150V212H149V214L147 213ZM187 215H188V213H187ZM263 215H264V207H263ZM134 216L132 217L131 216V218H133L134 220L136 219L137 221L139 220V219H137V218H134ZM206 216V217H205ZM213 216V218H211ZM218 216V217H217ZM120 217V216H119ZM118 217V218H119ZM207 217H210L209 218V220H208V218ZM264 217V216H263ZM148 218V219H147ZM205 218V219H204ZM207 218V219H206ZM214 218H216V219H214ZM224 220H223V219ZM94 219V218H93ZM117 219V218H116ZM187 219H189V217L187 218ZM212 219V220H211ZM214 219V220H213ZM135 220V221H136ZM193 220H191L190 222V224H188V225H192L193 226V224H192V222H193ZM204 220H206V221H204ZM95 221L96 220H93V221H91V223L93 222V223H95ZM111 221H113V222H117V220H112L111 219ZM134 221V222H135ZM136 221V222H137ZM203 221V222H202ZM211 221V222H210ZM223 221V222H222ZM264 221V220H263ZM226 222V223H225ZM24 223V224H23ZM91 223H89V224H91ZM204 223V224H203ZM227 224V225H226ZM93 225L94 224H92L90 227H93ZM114 225V223L111 225V226H113ZM107 227V226H109V225H107V223H106V225H105V223H104V225L103 226H101L100 228H98V227H96V228H98V229H96L95 227H93V228H91V229H88V230H86L87 232H88V234H89V232H90V234H89V236H87V237H90L89 239H91V240H89L88 239V242H86L85 244V246H84V249H86L87 247V249L85 250L86 252L84 253H82V252H78V253H75V252H73V251H71V250H69V248H68V246H65V247H67V248H65V249H63V251H71V252H73V253H75V254H77V255H75V254H71L70 252H68V253H66V255H64L63 256V260L64 261H62V264L64 263V262H66V263H64V264H94V263H96V264H100V262H99V259H101V258H103L104 256L102 255L101 256V253L103 254L104 252H106L107 250V246L109 247V245L111 246L112 244H114L115 243V241H116V239H115V237H113V239H112V236L111 235H109L108 234V232H101L102 230H103V227ZM260 226H263V230H264V222H263V225L261 224ZM259 226V227H260ZM15 227V228H14ZM40 227L41 228H39V232H41V230H44L45 228H46V224H41L40 225ZM0 228H1V230H2V228L3 227H1V225H0ZM262 228V227H261ZM96 230V232L94 233V231H92V230ZM3 231V232H2ZM1 232L3 233H1L0 234V251L2 252H0V254L1 255H3L4 257H2V256H0V264H37L38 263V261L40 262V263H38V264H44V263H46V264H56L55 263V260H57L56 259V255H55V253H54V251L51 249V244H49V243H46V242H44L45 240H46V238H47V234H45L43 237H38L35 241H33L32 243H31V245H29V249H31V250H27L26 252L24 251V253L22 254L21 253V250H20V248L22 247L21 246V244L19 245L17 242H15L13 239V237H11L12 235H10L9 236V233H7V230H5L4 228H3V230H2ZM6 231V232H5ZM24 231V232H23ZM72 231H74V233L76 234V236H82V235H87V234H85V230H84V228H83V232H82V230L80 231V233H78L77 234V232L75 231V230H68V229H66V230H64V232L65 233H67L66 234V236H69L70 235V233L72 232ZM216 231H218V230H216ZM215 230H214V232H212L210 235H212L213 233L215 234V232H216ZM26 232V233H25ZM70 232V233H69ZM82 232V233H81ZM93 232V233H92ZM101 232V234H99ZM220 233L221 232H216V236L218 237V236H221L220 235ZM79 234H81V235H79ZM94 235V236H90V235ZM105 234V235H104ZM106 234H108V235H106ZM47 235V236H46ZM7 236V237H6ZM97 236V237H96ZM110 237V238H107V237ZM202 236V235H201ZM201 236H198V237H200L199 238V240H201L202 238H201ZM229 237V234H226L224 237H222V239L223 240H225L226 238L225 237ZM6 237V238H5ZM86 237V236H85ZM101 237H103V238H101ZM198 237L196 238V239H198ZM43 238H45V240L43 239ZM99 238V239H98ZM101 238V239H100ZM107 238V239H106ZM117 238V237H116ZM219 238V237H218ZM93 239V240H92ZM95 239V240H94ZM2 240V241H1ZM9 240V241H8ZM13 240V241H12ZM69 240V239H68ZM101 240V241H100ZM4 241V242H3ZM90 241V242H89ZM93 243H92V242ZM97 241V242H96ZM99 241V242H98ZM227 241V240H226ZM3 242V243H2ZM70 241H68V243H69ZM15 243V244H14ZM88 243V244H87ZM5 244V245H4ZM94 244V245H93ZM100 244V245H99ZM109 244V245H108ZM92 245L94 246V250H92ZM98 245V246H97ZM20 246V247H19ZM12 247V248H11ZM19 247V248H18ZM86 247V248H85ZM90 247V248H89ZM95 247H97L98 249L96 250L95 249ZM100 247V248H99ZM5 248V249H4ZM238 248V247H237ZM33 249V250H32ZM50 249V250H49ZM88 249H89V251H88ZM236 249V248H235ZM233 250L232 249V252L231 251H229V258L230 259H238V258H240V257H242L245 253H247L246 251H247V249L246 248H238L237 250ZM8 252H7V251ZM16 251V253L17 252H19V253H21V255L22 256H20V254H16V255H18V256H14L15 254H14V251ZM20 250V251H19ZM99 250V251H98ZM105 250V251H104ZM149 250H151L150 248H149ZM4 251V252H3ZM52 251V252H51ZM39 252V253H38ZM100 252V253H99ZM4 253H6V254H8V256H11V255H13L14 257H13V259H12V256L11 257H9L8 258V256H5L6 254H4ZM12 253V254H11ZM43 253H47L46 255L45 254H43ZM54 253V254H53ZM100 254V255H99ZM48 255H50V256H48ZM54 255V256H53ZM75 255V256H74ZM79 255V256H78ZM85 255V256H84ZM91 255V256H90ZM99 255V256H98ZM32 256V257H31ZM41 256V257H40ZM47 256V257H46ZM67 256V257H66ZM69 256V257H68ZM101 256V257H100ZM2 257V258H1ZM31 257V258H30ZM34 257V258H33ZM76 257V258H75ZM82 259H81V258ZM86 257H87V259H86ZM92 257V258H91ZM96 257H98L99 259L97 260L96 259ZM194 257V256H193ZM3 258H5V259H3ZM38 258H39V260H38ZM45 258H47V259H45ZM66 258V259H65ZM7 259V260H6ZM16 259V260H15ZM50 259H51V261H50ZM53 259H55V260H53ZM77 259V260H76ZM86 259V260H85ZM97 260L98 261V263H97V261H95V260ZM142 258H133L132 259V262H133V264H145V262L147 261V260H145V259H142ZM14 260V261H13ZM41 260V261H40ZM49 260V261H48ZM94 260V261H93ZM134 260V261H133ZM145 260V261H144ZM215 260V259H214ZM17 261V262H16ZM45 261V262H44ZM72 261V262H71ZM83 261V262H82ZM90 261H91V263H90ZM127 261V260H126ZM197 261H198V259H197ZM48 262V263H47ZM50 262V263H49ZM53 262V263H52ZM56 262H58V260L56 261ZM67 262H69V263H67ZM80 262V263H79ZM129 263H132L131 262V260L130 261H128ZM127 262V263H128ZM136 262H138V263H136ZM140 262V263H139ZM149 263H150V261H148ZM215 262V261H214ZM215 263H217V264H220L219 263V261L218 260H216V262ZM151 264H154V263H151ZM228 264V263H227ZM231 264V263H230Z\"/></svg>",
    "mask_w": 264,
    "mask_h": 264
}]
</instances>
